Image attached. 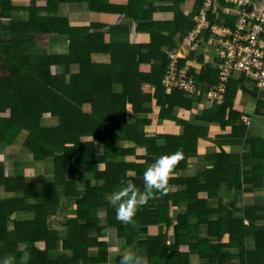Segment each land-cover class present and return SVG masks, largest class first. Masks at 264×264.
<instances>
[{
  "label": "trees",
  "instance_id": "obj_1",
  "mask_svg": "<svg viewBox=\"0 0 264 264\" xmlns=\"http://www.w3.org/2000/svg\"><path fill=\"white\" fill-rule=\"evenodd\" d=\"M202 2L0 0V19L9 20L2 30H10L14 36L9 43L0 41V260L9 258L20 264L21 256L28 252V264H119L121 254L135 246L134 254L146 257L147 264H192V256L195 264H234V260H238L236 264H264V206L238 201L259 189L252 187L253 180L263 179L254 173L263 171L264 151L257 147L258 138L248 135V120L242 123L244 111L233 109L236 93H248L246 78L233 75L224 99L216 105L206 95L217 82L218 61L208 62L203 51L195 48L187 53L185 49L184 58L177 60V69L185 70L200 91L186 97L162 86L167 57L159 59L161 53L155 55L159 65L149 64L148 72L140 70L152 56V38L144 45L106 42L108 36H119L121 27L128 25L136 33L154 37L153 28L162 26L152 21V11L158 8L175 29L167 50L176 48L192 28V14ZM74 4H85L98 23L72 30L68 21L57 15ZM153 4L156 7H151ZM112 17L114 24L109 23ZM63 23L67 28L62 29ZM37 32L50 36L46 52L35 49L36 43L31 42ZM161 32L167 30L162 27ZM120 48L121 55L116 53ZM147 50L149 53L143 54ZM104 55L110 62L92 61V57ZM120 58L118 76L111 79L108 68ZM54 63L60 68L59 75ZM33 64L40 69L30 68ZM70 67L75 75L69 73ZM45 77L55 79L43 92L38 83ZM64 91L77 99L65 100ZM254 91H249L256 102L254 114L261 115L264 90L254 87ZM153 101L159 107L157 121L161 125L176 123L173 111L183 113V119L177 121L179 132L174 133L173 128L149 132L152 122L141 115L151 113ZM81 104L92 109L88 120ZM213 124L218 131L208 128ZM227 129H232L228 136L236 135L229 139L241 138L243 142L236 143L249 145V150L238 156L223 153V166H218V171L210 169L218 164L219 154L199 157L198 140L217 136L216 140L226 141ZM177 149L182 158L173 167L165 190L153 191L133 221L122 223L110 199L106 200L108 194L121 187L122 179L143 192L144 170L157 157ZM8 156L34 164L49 163L46 167L51 177L39 175L35 183L28 184L23 170L5 171ZM210 160L213 162L206 168L210 170L199 171V166ZM182 173L185 175L180 176ZM248 184L250 189L245 187ZM222 186L224 195L220 194ZM54 219L60 221L56 226L51 223ZM111 230L121 242L114 251L109 250L112 236L107 237Z\"/></svg>",
  "mask_w": 264,
  "mask_h": 264
},
{
  "label": "built area",
  "instance_id": "obj_2",
  "mask_svg": "<svg viewBox=\"0 0 264 264\" xmlns=\"http://www.w3.org/2000/svg\"><path fill=\"white\" fill-rule=\"evenodd\" d=\"M191 21L192 28L169 53L167 71L161 81L165 89L189 97L199 94L193 78L176 65L185 49L192 50L203 43L214 49L218 61L217 82L206 95L213 104L224 99L233 75H243L258 91L264 90V0H203ZM242 121L247 124L246 119Z\"/></svg>",
  "mask_w": 264,
  "mask_h": 264
},
{
  "label": "rangeland",
  "instance_id": "obj_3",
  "mask_svg": "<svg viewBox=\"0 0 264 264\" xmlns=\"http://www.w3.org/2000/svg\"><path fill=\"white\" fill-rule=\"evenodd\" d=\"M187 1L188 0H185V4H187ZM83 5V6H82ZM81 5V8L79 9V12H80V14L78 13V12H76V4H74V6L72 5V9H63L62 8V11L64 12V14H59V15H57L58 16V18H62L63 19V21H68V26L70 27V28H72V30H74V28H77V27H82V25H81V23H88V19H87V16H83L84 15V9H87L86 8V5L85 4H82ZM19 6H20V4H19ZM76 7V8H75ZM84 9H83V8ZM151 7H156L155 6V4H153V5H151ZM181 7L182 8H186V5H184V4H182L181 5ZM61 9V7L59 8V10ZM178 9V8H177ZM179 10V9H178ZM88 11V10H87ZM88 13H90L89 11H88ZM91 14V13H90ZM171 14V13H170ZM167 16H169V15H167ZM70 17H72V19H70ZM171 19H169L168 17H165L159 10H158V8L157 9H155V10H153L152 11V21L154 22V23H156V26H157V24H162V26H159V27H157V28H153V31H154V33H155V36L154 37H152V40H151V53H152V56L148 59V61L147 62H145V64H144V66H148L149 64H154V62H155V60L157 61V59L159 58H161V56H164L165 58L167 57V60H168V57H169V54H168V51L170 50H167L168 48H169V44H168V42H170L173 38H174V36H175V34H173L174 32H175V29L167 22V21H170ZM163 23H166V25L165 24H163ZM80 24V25H79ZM86 25V24H85ZM84 25V27H88V26H85ZM162 27H164L166 30H167V33H162L161 32V28ZM64 28H67L66 26H65V24L63 23L62 24V29H64ZM55 32H56V30H55ZM49 33H52V31H50ZM49 34H41V33H39V32H37V33H35V34H33L31 37H32V41L31 42H35V43H41L39 46H37V48H35V49H44L45 50V52L48 50V48H47V46H45L46 44H47V41L49 42L51 39H50V36L49 37H47ZM42 36H44V37H42ZM31 37H28V40L31 38ZM149 37H150V35H149ZM53 40H55V41H59L60 39L58 38V39H56V38H53ZM150 41V40H149ZM200 45V47H199V50H204V46H210V45H207V44H203V43H200L199 44ZM174 47H176L177 48V46H174ZM176 48H173V49H171L170 50V52L171 51H174ZM185 48V47H184ZM34 49V50H35ZM149 50V51H150ZM207 51H208V53H209V56H212V57H214V55L212 54V50L211 49H207ZM122 52H123V49L122 48H120V49H118L117 51H116V53H120V55L122 54ZM148 54L149 52H148V50L146 51V52H143V54ZM159 53H161V55L156 59V57H155V55L156 54H159ZM38 54V52L36 51V55ZM103 57H105V58H107V59H110V57H108V55H104ZM158 59V60H159ZM120 61H121V58L120 59H116L115 60V62H114V66H112V67H110V68H108V70H109V72H110V74H111V79H115L117 76H118V72H117V69H116V67L120 64ZM56 66H55V68L57 69H55L54 71L56 72V71H58V75H59V73L61 72L60 71V68H58V64H56V63H54ZM109 65H110V63H109ZM32 67H36V68H39L38 66H36L35 64H33L30 68H32ZM60 67V66H59ZM71 68H73V67H70L69 68V73L71 74V75H75L76 73H72L71 71H75V70H71ZM150 67H147L146 69H149ZM35 69V68H34ZM40 69V68H39ZM34 72H36V70L34 71ZM33 72V73H34ZM2 74H0V76H1ZM18 75V73H16V76ZM26 78H28L27 80L29 81L30 80V78L28 77V76H25ZM51 77H53V76H51ZM55 79V78H54ZM54 79H49L48 77H45V79H42V81L41 80H39V83H38V85L40 86V88H42V91L44 92V91H48L49 89V85L54 81ZM98 86H100V85H98ZM244 86L246 87V89H247V91H248V93L247 92H245V93H242V92H237L236 93V95H235V100H233V109L234 110H238L239 111V108L240 109H242V107L246 110V111H248V112H252L253 110H254V108H255V106H256V102L254 101V99H253V96H252V94L251 93H249V91H252V92H255L254 91V87L251 85V84H249V83H247V82H245V84H244ZM61 90H63L62 89V87H61ZM51 91V90H50ZM63 96H64V98H65V100H68V101H70V100H76L77 98L76 97H72V94L70 93V94H67V93H65V91H64V93H61ZM187 97V96H186ZM189 98V97H188ZM124 99H122V101H123ZM96 107H98L97 105H96ZM126 107H128V106H126ZM151 107V109H152V111H151V113H149V114H142L141 115V117H143V118H145V119H147V121H149V124L150 125H154L155 123L158 125V126H160L161 125V123L159 124L158 123V121H157V116H158V112H159V107H156L155 106V101H153V106H150ZM84 108V109H83ZM164 108H166V105H164ZM80 109H81V112L83 113V114H85V116H86V119H87V116H89L90 114H91V111H92V109H91V107H90V105L89 104H81L80 105ZM232 109V108H231ZM232 109V110H233ZM229 110V109H228ZM233 110V111H234ZM135 115H138V114H132L131 115V117H133V116H135ZM173 115L174 116H176L177 117V121L178 120H181V119H183V117H184V115H183V113H179V110L177 111V113H175L174 111H173ZM138 118H140V117H138ZM88 120V119H87ZM157 121V122H156ZM177 121H176V125L177 126H179L178 125V123H177ZM237 123H238V121H237ZM148 126V125H147ZM176 126V127H177ZM158 128V127H157ZM156 127H153V128H148L149 129V132L150 133H154V132H157V129ZM178 128V127H177ZM231 142H235V141H231ZM98 145H101V144H98ZM244 146H245V143L243 144ZM100 150V149H99ZM46 165L48 166L49 165V163H46V164H41V163H29V162H24V161H21V160H16L15 158H12V160H6L5 162H4V167H5V171H9V174H11L12 173V171H13V169L15 170H17V172L18 171H20V170H23L24 172H25V175H22L23 176V178L25 179V181H26V183H28V184H33V183H35V181H36V178L39 176V175H43V178H48L49 177V172L47 171V167H46ZM18 166V167H17ZM16 167V168H15ZM99 168H101V166L99 167ZM118 169V171H120L121 169L120 168H117ZM15 170V171H16ZM42 170H43V172H42ZM204 169H202L201 171H203ZM185 175V173H182L180 176H184ZM50 177H51V175H50ZM94 184V183H93ZM172 191H174V189H172ZM1 196H3L2 194H0ZM6 197H9V196H6ZM109 200V199H111V193H109L108 194V196L106 197V200ZM148 208L147 209H149V203L146 205ZM179 210V209H178ZM57 222H60L59 221V219H54V221L52 220V222L51 223H53V225H55L56 226V223ZM108 234H107V237L108 236H112V242L110 243L111 244V246H109V247H111L112 249H109V250H111V251H114L115 249H117V246H119V245H121V242H120V240H117V237H116V235H115V232L114 231H108L107 232ZM149 233V232H148ZM107 237H105L106 239H107V241H108V238ZM170 239L168 238L167 239V241H166V244L167 245H169L170 244ZM128 250H129V252H133V253H135L136 252V249H135V246L134 247H128L127 249H126V252H128ZM116 253V252H115ZM192 264H195L196 262H197V260H195V258H193V256H192ZM238 262V260H234L233 261V263L234 264H236ZM109 263L110 264H112L111 263V261H109Z\"/></svg>",
  "mask_w": 264,
  "mask_h": 264
},
{
  "label": "crops",
  "instance_id": "obj_4",
  "mask_svg": "<svg viewBox=\"0 0 264 264\" xmlns=\"http://www.w3.org/2000/svg\"><path fill=\"white\" fill-rule=\"evenodd\" d=\"M15 2H19L20 0H14ZM124 3V2H122ZM83 6V5H82ZM81 8V5L77 6L76 8V12H79V9ZM83 8V7H82ZM84 9V8H83ZM84 15L83 16H87V19H88V23H81L82 26H84L85 24L86 25H90V24H95V23H98V17L93 15V14H90L87 12L86 9H84ZM19 15H21V13H19ZM81 15V14H80ZM70 19H72V17H70ZM8 22L9 20L8 19H0V41H10L11 39V36H12V32L10 30H7L6 32L2 30V28L6 27L8 25ZM115 22V17H112L110 18V24H114ZM80 25V24H79ZM85 25V26H86ZM126 26V25H125ZM134 26V25H133ZM122 29V33L119 35V36H108V38L106 39V42H109V40H115L117 42H124V43H128V44H141V45H144V44H148L150 41V38L152 37H149V33H136L134 31H132V29H130V26H126V27H121ZM14 37V36H12ZM44 37V36H42ZM49 37V35L47 36ZM41 43H36V46H39ZM45 46H49V42L47 41V44ZM200 47V45H198ZM199 47H198V50H199ZM196 48V47H195ZM128 49V48H127ZM208 47L207 46H204V50L203 52L206 54L207 56V59H208V62H211L214 60V58L212 56H209V53L207 51ZM210 49V48H209ZM202 51V50H200ZM129 53L126 54V56H128ZM92 61L96 62V63H99V64H102V63H108L110 62L109 59L105 58V57H99V58H94L92 57ZM154 65H159L158 64V60L156 61ZM152 66V67H153ZM148 66H144V64L142 65V67L140 68L141 71L143 72H148L150 70L149 69H146ZM84 109V108H83ZM239 110H243L244 111V114L242 117L246 118L248 120V125L246 126H249V129H248V135L250 137H253V138H258L257 140H259V142L262 144H259V142H256L257 144V147L260 149V150H263L264 151V113H262L261 115H256L254 114V110L252 112H248L246 111L243 107L242 109L239 108ZM179 113H182L179 111ZM247 116H249V119L247 118ZM214 126H209L208 128L212 131H218V126L216 124H213ZM176 123L174 122H166V124L164 125H160L158 126L157 124L153 125V127H158L156 130L157 132H162L164 128H173V131L174 133H177L179 132L180 130V127L177 126ZM231 128V127H230ZM232 130V129H231ZM231 130L229 131V129L226 130V133L224 135V139L226 141H223V140H216L215 137L214 140H212L211 138L210 139H199L198 140V154L200 155L199 157H203V155H205L206 153L208 154H213L214 152L216 154H219V161H218V164L216 165V167H212L210 169H213L215 168L216 171H218L219 169L217 168L218 166H223V163L225 161V158H224V154H229V155H233V156H238L239 154L241 153H245L249 150V145L245 144V146H242L241 144L239 143H236V141H241L243 142V140L240 138V139H229V138H235V136L230 135L228 136L230 133H231ZM218 134V133H217ZM210 135V134H209ZM208 135V137H209ZM207 137V138H208ZM211 137V135H210ZM231 141H235V142H231ZM215 142H218L220 144V146L216 145ZM221 151H222V155L220 156L221 154ZM224 153V154H223ZM9 160H12L11 157L8 156ZM262 160V164H261V167H263V171H264V157L261 159ZM6 160H4L5 162ZM201 162V161H200ZM213 161L210 160L208 163H203L199 166L200 170L201 171L202 169H204L203 171H208L210 169H207V166L208 164L212 163ZM196 165V164H194ZM250 168L249 167H246L245 170H249ZM191 171H193V169H191ZM261 171L262 169H260L259 173H254V175L256 176H263V179H259V180H253L254 181V184L255 186H252L250 184L246 185L245 187L250 189V187H256V186H259V189H253L252 191H250L248 194H245L244 196V199L242 197H238V201H244V204H246L247 206H261L263 205L264 206V173L261 174ZM262 171V172H263ZM236 187H239L241 188L239 185H236ZM140 189V188H139ZM224 189L225 187L222 186V190L220 192L221 195H224ZM172 210H178V207H172Z\"/></svg>",
  "mask_w": 264,
  "mask_h": 264
},
{
  "label": "clouds",
  "instance_id": "obj_5",
  "mask_svg": "<svg viewBox=\"0 0 264 264\" xmlns=\"http://www.w3.org/2000/svg\"><path fill=\"white\" fill-rule=\"evenodd\" d=\"M195 47L196 49H198L199 46H195ZM207 47L213 50V55H214L213 58L214 60H216L214 49L211 48L210 46ZM189 51L190 50H187V53ZM184 55L185 53L182 52V57L178 59L184 58ZM168 62L169 59L167 60V66H168ZM167 66H166V71H167ZM256 91L258 90L256 89ZM242 119H246V118L244 117L241 118V121ZM181 158H182V153L179 149H177L175 153L164 154L157 157L144 170L143 180H144L145 190L143 192L138 190L131 181L122 179L120 181L121 187L111 193V199L109 201L111 206L115 209L117 219H119L122 223H131L133 221V217L137 209L140 206L144 205L147 202V200L152 197L153 191L159 192L165 190V186L167 184L169 175L173 167ZM29 258H30L29 253L24 252L20 258V264H28ZM0 264H14V260L5 258L3 260H0ZM119 264H147V258L140 255H136L131 252H125L121 254Z\"/></svg>",
  "mask_w": 264,
  "mask_h": 264
}]
</instances>
